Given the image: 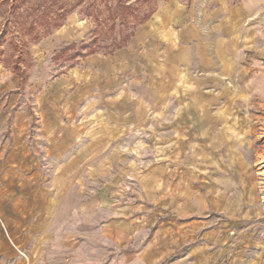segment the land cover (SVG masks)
<instances>
[{
  "label": "crops",
  "instance_id": "0c3cea01",
  "mask_svg": "<svg viewBox=\"0 0 264 264\" xmlns=\"http://www.w3.org/2000/svg\"><path fill=\"white\" fill-rule=\"evenodd\" d=\"M181 15L180 5L165 3L125 48L82 58L37 95L35 114L16 108V95L0 105V264H256L231 238L236 200L224 203L209 190V159L180 158L181 146L164 142L160 111L150 112L162 100L159 87L175 84L178 58L184 65L200 60L209 71V34L221 15L209 13L206 40L193 55L175 51L179 38L193 34L190 26L174 28ZM237 20L228 26L229 47L245 39ZM164 43L172 60L166 64ZM213 47L224 67L222 56L234 52L222 41ZM18 87L17 76L0 73V97ZM194 118L190 111L171 117ZM33 119L39 126L32 138ZM7 120L8 139L1 134ZM139 131L151 139L136 144L149 154L135 161L127 152ZM118 137L126 143L118 145ZM39 152L51 167L47 175Z\"/></svg>",
  "mask_w": 264,
  "mask_h": 264
},
{
  "label": "rangeland",
  "instance_id": "374dc122",
  "mask_svg": "<svg viewBox=\"0 0 264 264\" xmlns=\"http://www.w3.org/2000/svg\"><path fill=\"white\" fill-rule=\"evenodd\" d=\"M125 1L132 7L128 25L110 16L106 0H0V73H11L19 78V87L5 91L0 105L16 95V108L35 114L37 95L48 91L51 81L71 68V62L65 59L77 50L81 40H95L92 49L118 45L125 48L134 36L127 39L132 27L129 24L134 23L136 32L143 24L137 22L138 18L147 12L153 15L165 3L174 2L182 8V20L175 23L174 28L183 31L190 26L193 32L192 37L179 38L175 51L186 49L193 55L196 45L206 40L209 13L218 10L221 18L216 20L209 34V71L202 68L206 64L200 60L191 58L184 65L178 58L174 63L178 72L172 71L175 84L171 81L172 85L168 82L159 87L162 100L150 112L160 111V127L167 132L164 142L180 145V158L190 160L200 155L209 159V190L223 195L224 203L237 202L227 221L233 229L231 238L244 245L246 260L264 264V159L255 157L258 153L264 155V136L259 137L264 133V0H223L225 9L222 10L218 0ZM43 8L47 9V19L38 16ZM59 8L71 9L61 21L62 25L55 27L50 18L60 13ZM240 8L243 10L238 13ZM233 20H237V34L245 39L229 47L234 34L228 26ZM218 41L223 42L226 50L234 52L222 56L224 67L213 56L216 51L213 46ZM73 42L76 45L67 49ZM122 48L112 54L96 53L113 55ZM159 48L160 53L166 54L164 63L172 61L166 51L167 43L160 44ZM81 59L72 67L81 65ZM14 68L24 75L22 81ZM177 75L183 76L185 81L177 79ZM140 90L134 89L139 97ZM179 111L193 112L195 118L171 119ZM38 126L33 119L29 127L32 138ZM171 127L183 130L171 134ZM1 134L6 139L10 137L9 120ZM134 134L132 146L135 147L127 152V158L140 161L149 153L139 150L136 144L145 143L147 141L142 140L151 137L140 131ZM125 140L126 137H120L116 143L125 144ZM38 141L42 142L40 138ZM127 143L131 144L130 138ZM38 155L43 175L51 173L45 153Z\"/></svg>",
  "mask_w": 264,
  "mask_h": 264
},
{
  "label": "trees",
  "instance_id": "16d2710c",
  "mask_svg": "<svg viewBox=\"0 0 264 264\" xmlns=\"http://www.w3.org/2000/svg\"><path fill=\"white\" fill-rule=\"evenodd\" d=\"M106 1H107V3H109L106 5V9L109 11L110 16L113 18L118 17L121 19L120 20L121 24L128 25L129 22H127V19L129 16L132 15V12H131L132 7L130 6V3L126 2L125 0H116L114 4L111 3L112 0L111 1L106 0ZM71 8H73V7H71ZM70 9L63 8V9H60V13L58 12V13L52 14L53 16H52V18H50V20L53 19L51 24L54 25L55 27L61 26L62 25L61 21L67 16L68 10H70ZM47 14H48L47 9L43 8V9H40V13L38 16H39V18L42 17V19H44V17H46V19H47ZM151 15H152V12L144 13L140 18H138L137 22L142 24L145 21H147ZM45 23L48 26L50 25L49 21H45ZM131 24H132L131 31L128 33L127 39H130L134 35V32H135L134 23H130L129 26ZM135 25H136V23H135ZM95 42H96L95 40H91L88 42L85 40H81L78 43L79 46H78L77 50L73 51L72 53H69L67 55L65 61L71 62L70 67H72V66H74V64L78 63L80 58H84L90 54L96 53L98 51L102 52L104 54H112L116 49L124 47V45H118V46H115L113 48H109L107 46H99L97 48L92 49V46H93V44H95ZM75 45H76V43L73 42L70 45H68L67 49H70V48L74 47ZM14 72H15V74H17L20 77L21 81L25 78L19 69L14 68Z\"/></svg>",
  "mask_w": 264,
  "mask_h": 264
},
{
  "label": "bare ground",
  "instance_id": "6f19581e",
  "mask_svg": "<svg viewBox=\"0 0 264 264\" xmlns=\"http://www.w3.org/2000/svg\"><path fill=\"white\" fill-rule=\"evenodd\" d=\"M262 136H264V133L259 134V137H262ZM259 137H258V138H259ZM262 150H263V149H262ZM263 156H264V155H263ZM263 156H262L261 154L258 153V154H256L255 157H256V160H258L259 158H263V159H264ZM259 160H260V159H259ZM259 162H260V161H258V163H259Z\"/></svg>",
  "mask_w": 264,
  "mask_h": 264
}]
</instances>
